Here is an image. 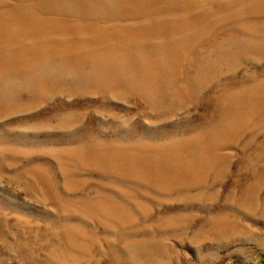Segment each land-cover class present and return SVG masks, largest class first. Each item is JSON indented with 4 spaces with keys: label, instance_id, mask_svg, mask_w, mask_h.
Here are the masks:
<instances>
[{
    "label": "rangeland",
    "instance_id": "obj_1",
    "mask_svg": "<svg viewBox=\"0 0 264 264\" xmlns=\"http://www.w3.org/2000/svg\"><path fill=\"white\" fill-rule=\"evenodd\" d=\"M0 264H264V0H0Z\"/></svg>",
    "mask_w": 264,
    "mask_h": 264
}]
</instances>
